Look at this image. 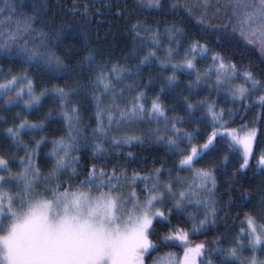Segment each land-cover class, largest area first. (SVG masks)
Masks as SVG:
<instances>
[{"label": "snow or ice", "instance_id": "6c2138e0", "mask_svg": "<svg viewBox=\"0 0 264 264\" xmlns=\"http://www.w3.org/2000/svg\"><path fill=\"white\" fill-rule=\"evenodd\" d=\"M138 4L147 9L163 6L162 0H138ZM213 6L226 14L223 21L213 23L208 18V9ZM169 7L173 12L183 8L189 15L199 8L197 24L203 28L190 34L173 23L161 33L159 26L153 29L138 20L129 29L136 45L132 56H140L134 69L119 64L110 69L99 66L94 52L85 47L87 54L79 61L80 66L99 69L92 74L89 85L96 126L88 136L84 135L86 127H80L79 106L70 107L78 88L53 85L37 93L34 78L29 75L33 72L50 79L68 75L71 69L67 58L55 51L67 38L66 29L45 31L34 27L35 16H23L16 17L15 28L0 30V61L21 68L14 73L10 67L4 73L0 67V111L9 112L21 104L22 111L39 110L46 96L59 101L57 108L35 121L26 116L20 119L21 111L15 112L12 123L2 130L7 147L0 144V264H149L150 257V264H264L260 258L264 254V215L245 213L247 227L241 226L231 240L232 233L225 222V231L215 236L211 247L207 243L193 247L189 240L190 233L217 226V157L225 171L230 162L238 164L230 188L243 190L249 179L260 178L257 192L264 214V151L257 154L253 147L258 131L253 125L264 122V67L259 73L251 65L241 68L234 62L236 54L229 58L209 46L213 34H217L219 42L222 28L239 35L244 47L251 45L264 57V0H218L215 5L210 0L193 4L189 0H169ZM16 10L15 0H3L0 25L11 22ZM87 13L85 6L83 15ZM209 57L210 63L201 70L199 63ZM157 63L160 73L170 68V74L149 107L147 92L154 77L149 72L146 83L137 78L143 76L145 68L151 69ZM180 74L190 77L183 88ZM126 79L132 83L120 87ZM238 80L241 83L237 84ZM205 87L207 95L194 99ZM126 92L134 95L123 102ZM213 92L216 98L210 99ZM168 93L182 100L183 115H168L163 103ZM254 108L259 111L250 124L240 129L232 127L235 116L241 115L240 109L247 114ZM57 111L66 134L51 140L49 152L39 163L48 139L44 135L37 138V134L57 118ZM0 122L8 123L4 116H0ZM153 122L157 127L149 131L151 141L164 145L171 156L178 158L173 166L165 168L161 160L160 167L143 174L133 170L129 175L126 168L117 171L118 163L107 170L109 148L119 155L123 145L143 144V133L133 129ZM25 135L28 142L23 139ZM88 149L90 166L81 168L80 153ZM20 151L22 156L18 155ZM127 157L134 158V154L128 152ZM202 161L207 162L206 166L198 167ZM43 167L48 171H42ZM85 171L87 175L80 179ZM182 171L190 172V179L180 177ZM173 172L177 175L173 176ZM141 184L142 189L137 191ZM251 202V192L241 191L240 205L247 207ZM192 206L203 209L202 218L188 211ZM173 213H187L191 228L173 226L157 238L156 224H171ZM173 246L183 248L182 257L161 251ZM245 251L252 255L244 257Z\"/></svg>", "mask_w": 264, "mask_h": 264}, {"label": "trees", "instance_id": "16d2710c", "mask_svg": "<svg viewBox=\"0 0 264 264\" xmlns=\"http://www.w3.org/2000/svg\"><path fill=\"white\" fill-rule=\"evenodd\" d=\"M163 6L160 9H147L141 8L138 4V0H15L17 5V10L13 13V20L11 22H5L0 25V30L7 31L9 27H16V17L23 16H35L36 21L34 27H43L45 31L51 29H60L64 27L66 29V36L64 43L55 49L56 54L62 57H66V64L68 68L71 69L67 76L50 79L46 75H41L38 73L30 72L29 75L34 78L35 90L39 93L43 88H52L53 85L65 86L68 85L72 88H78V94H74L72 100L70 101V107L72 104L79 106L80 115V127L85 128V136L91 134L92 130L96 126V115H95V103L92 99V90L89 87L91 83L92 74L98 71V68H82L79 61L82 60L83 56L87 53L84 51L85 47L91 50L95 54L96 64L99 66H106L110 69L113 64H119L127 69H134L139 62L140 56L133 58L132 53L136 48L133 44V33L129 31L130 26L136 23L138 20L141 22H146L147 26L155 29L159 26L161 33L164 32L166 26L173 23L184 28L186 32L190 34H195L199 28H203V25H198L197 21L200 16L201 10L197 8L191 15L186 12L183 8L178 9L173 12L169 7V0H162ZM203 2V0H189L190 4ZM212 5H215L218 0H210ZM222 2V0H220ZM0 6H3V0H0ZM85 6H87L88 13L87 16L83 15ZM75 9V11H74ZM230 14V13H229ZM5 16L8 15L6 11ZM208 18L212 20L213 23L217 19L223 21L225 19V13L223 11L217 12L216 8L210 7L208 9ZM21 25L23 21H20ZM70 26V29H69ZM219 42H217V34L210 36L209 46L214 48L216 51L222 52L227 57L231 58L233 54H236L234 62L241 68L251 65L257 73L260 72L261 68L264 67V57L261 56L260 52L253 46L249 45L244 47V41L239 35H234L229 30L225 32L222 28L218 32ZM150 43V41H148ZM139 41H137V44ZM165 47L167 46V41L164 42ZM147 49H145L146 51ZM184 48L181 47L179 50V55L182 56ZM242 53L243 55H239ZM143 53H141L142 55ZM159 55L163 56L164 53L160 52ZM205 61H201L198 65L201 70L205 67ZM0 67L3 68L4 73H7L8 69L11 67L13 72H20L21 68L18 64H8L6 61H0ZM159 64H154L151 69L145 68L143 71V76L137 78L147 82L149 72H151L154 77V82L151 89L147 92L146 106L151 104V99L154 97L161 87V83L164 81L165 76L170 74V68L163 73H160ZM3 73H0L2 76ZM190 77L180 74L179 82L180 87L183 88L187 84ZM132 80L126 79L121 82L120 87H123ZM177 89L176 91H179ZM119 91V89H118ZM208 89L205 87L201 91L199 97H194V99L203 98L207 95ZM134 93H125L123 102H127L131 99ZM215 92L212 93L210 99H215ZM109 98H105V104L108 103ZM163 103L168 109V115H183L181 108L182 100L175 96V93H168L163 96ZM59 101H54L51 96H46L43 98V106L39 110H34L32 112L22 111V104L19 107L13 108L9 112L0 111V116H4L5 120L8 121L7 124L0 122V144H3L4 138L2 135L3 128H6L12 123V117L15 112L21 111L20 119L27 117L29 121H35L38 118H42L45 113L50 109L57 108ZM223 107H228V105H220ZM175 108V110H173ZM259 109H252L251 111L244 114L243 109H240L241 115L235 116V121L232 127L240 129L244 124H250L255 114ZM243 116V119L241 118ZM19 123V120L16 121ZM257 127V139L254 141L253 147L254 151L259 154L264 151V122L253 125ZM157 125L153 122L152 124L143 123L133 129L137 134L143 133L145 137V142L143 144L134 143L133 146L128 145L121 146L119 150V155L116 151L109 148V153L106 157L107 170H111L113 164H119V171L121 168H126L129 175H131L133 170L140 171L142 174L148 172L154 167H160V161H165V168L172 167L174 162L178 159L175 156H171L164 145H157L151 141L149 136L150 129H155ZM163 127V125H161ZM66 134V127L64 125L63 118L59 116L57 111V118L55 120L49 121L46 124L43 133H38L37 138L40 135H44L48 139V144L46 147H42L41 155L38 159L39 163H43V157L49 152L51 148V140L59 136ZM25 142L29 141V137L25 135L23 137ZM83 142V141H82ZM34 143V142H33ZM108 147V145H105ZM132 152L134 158H128L127 153ZM23 151L19 152V156H22ZM222 155V154H221ZM80 164L81 168H86L90 166L91 163V149L87 151H82L80 153ZM155 161V164L153 163ZM18 159L16 164H18ZM217 165V193L215 199L218 200V220L217 226L215 228L210 227L207 231H201L199 233H190L189 240L190 246H195L198 243H207L209 247L212 246V241L215 236L220 235L225 231L222 225L227 223L232 235L229 237L231 240L237 233H239L242 225V219L245 217V213H252L257 216L264 215L261 213L259 207L260 196L257 192V187L260 185L261 181L259 177L254 179H249L245 188H230L229 185L233 183L231 177L235 167L238 164L235 161L230 162L227 165V170L225 171V166L221 163L220 157L215 158L214 161ZM99 163V162H98ZM207 162L202 161L200 166H206ZM255 161H253V165ZM42 171L47 172L48 168L43 167ZM190 172H180L179 176L182 178L189 179ZM87 175L85 171L79 178L84 179ZM167 173H165V176ZM177 173L173 172V176ZM251 176V173H249ZM143 185L137 189L139 191L142 189ZM241 191L248 192L252 194V202L247 207H242L240 205V195ZM198 210L193 207L188 209L193 215L197 217L203 214V210L198 213ZM260 222L259 220L257 221ZM173 226L184 227L185 229L191 228V222L188 220L187 213L175 214L173 213L171 217V224L167 223H157L155 228V236L160 237L161 234L167 233L168 229ZM163 252H172L176 254H183V248L179 246H173L171 248H164ZM248 254V252H245ZM153 256L157 253H153ZM264 256V254H261ZM151 257L149 258L150 264Z\"/></svg>", "mask_w": 264, "mask_h": 264}, {"label": "rangeland", "instance_id": "374dc122", "mask_svg": "<svg viewBox=\"0 0 264 264\" xmlns=\"http://www.w3.org/2000/svg\"><path fill=\"white\" fill-rule=\"evenodd\" d=\"M205 67L204 68H206L207 67V65L210 63V57L207 59V60H205ZM236 83L237 84H239V83H241V81H236ZM149 107H150V105H148ZM190 177H191V174H190ZM190 177H189V179H190ZM193 208H196V209H201V211L203 210L202 208H197L196 206H192ZM200 210H198V213L199 212H201ZM203 217V214L201 215V216H199L198 218L200 219V218H202ZM244 220H245V217L242 219V225H244L245 226V228L247 227V224H246V222H244ZM240 232V231H239ZM245 252H248V254H245ZM244 253H243V256L244 257H250L251 255H252V253L250 252V251H245ZM179 256H183V254H178ZM260 258L261 259H264V256L263 255H260Z\"/></svg>", "mask_w": 264, "mask_h": 264}]
</instances>
